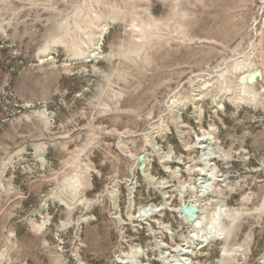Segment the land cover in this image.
Returning <instances> with one entry per match:
<instances>
[{"label":"rangeland","instance_id":"374dc122","mask_svg":"<svg viewBox=\"0 0 264 264\" xmlns=\"http://www.w3.org/2000/svg\"><path fill=\"white\" fill-rule=\"evenodd\" d=\"M206 236L187 264H264V0H0V264Z\"/></svg>","mask_w":264,"mask_h":264},{"label":"bare ground","instance_id":"6f19581e","mask_svg":"<svg viewBox=\"0 0 264 264\" xmlns=\"http://www.w3.org/2000/svg\"><path fill=\"white\" fill-rule=\"evenodd\" d=\"M249 64V65H248ZM248 64H246L245 63V65H244V67H246L245 69H246V71H245V75H242V82H246L247 80H248V77L254 72L253 70H255V68L253 67H251L250 66V63H248ZM252 65V64H251ZM244 72V71H243ZM237 75V74H236ZM204 89V88H203ZM201 90V89H200ZM179 107V106H178ZM153 138V137H152ZM205 138H207V139H209V137H205ZM153 144H155V143H153ZM155 147V146H154ZM155 149V148H154ZM157 149V148H156ZM158 150V149H157ZM156 150V151H157ZM147 156V155H146ZM207 157H210V158H212V156H211V154H207ZM215 157V156H214ZM147 166L148 165H150V158L147 156ZM146 171H147V169H146ZM149 171V170H148ZM144 173H146V172H144ZM147 174V173H146ZM209 177H211L210 178V180H208V178ZM154 179V178H153ZM214 181V178H213V176H212V174L211 173H206L204 176H203V181H201L202 182V184L200 183V185H204V187L206 188V189H210L211 188V185H212V182ZM69 201V200H68ZM189 206H195V205H191V204H189ZM150 211H152V209H151V207H146V208H144L143 210H142V213H141V216H145V215H148V214H150L151 212ZM178 212H180L181 214L183 213L182 212V210L180 209V208H178V210H177ZM155 212V211H154ZM152 214V213H151ZM180 214V215H181ZM182 216H185V218L187 219L188 217L186 216V215H183L182 214ZM189 220V219H188ZM214 224V223H213ZM195 225V224H194ZM202 225V224H201ZM197 226H199V225H195L194 226V228L196 229V228H198ZM194 229V230H195ZM200 229V228H199ZM201 230V229H200ZM195 232V231H194ZM218 233H219V230H217V229H214V233H212V231H210L209 232V234L210 235H212V234H214V235H216L217 234V236H218ZM221 235V234H220ZM192 237H199V233L197 232V230H196V232L192 235ZM208 236H206L205 238H201V239H199L198 241H193L191 244H183L181 247H180V253H179V258L178 259H174V258H172V256H170V254L167 252V251H162V253H163V258H164V263L166 264H187L188 263V261H189V258H188V255H190L191 253H193L194 252V250H196V248L198 247V246H202V245H205L206 243H207V241H208ZM161 245V244H160ZM163 245V244H162ZM159 246V245H158ZM161 247V246H160ZM166 249V248H165ZM139 252V251H138ZM117 260H118V263L119 264H144V263H142V262H140L139 261V259H137V257L136 256H133V255H126V256H119L118 258H117ZM145 264H147V263H145Z\"/></svg>","mask_w":264,"mask_h":264},{"label":"water","instance_id":"95a60500","mask_svg":"<svg viewBox=\"0 0 264 264\" xmlns=\"http://www.w3.org/2000/svg\"><path fill=\"white\" fill-rule=\"evenodd\" d=\"M262 70L257 69L248 77V84H254L257 80H262ZM139 161V171L143 174L146 167V155L142 153L138 157ZM182 212L188 217L190 221H194L197 216L199 209L196 206H189V203H186L182 206Z\"/></svg>","mask_w":264,"mask_h":264}]
</instances>
